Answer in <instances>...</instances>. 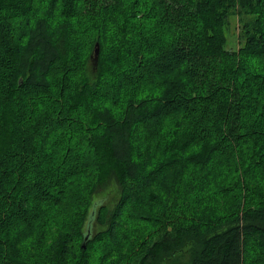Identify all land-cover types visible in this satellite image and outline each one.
Instances as JSON below:
<instances>
[{"label": "trees", "instance_id": "16d2710c", "mask_svg": "<svg viewBox=\"0 0 264 264\" xmlns=\"http://www.w3.org/2000/svg\"><path fill=\"white\" fill-rule=\"evenodd\" d=\"M0 264H264V0H0Z\"/></svg>", "mask_w": 264, "mask_h": 264}, {"label": "water", "instance_id": "95a60500", "mask_svg": "<svg viewBox=\"0 0 264 264\" xmlns=\"http://www.w3.org/2000/svg\"><path fill=\"white\" fill-rule=\"evenodd\" d=\"M98 56H99V46L97 45L93 53V58L95 59V61H97Z\"/></svg>", "mask_w": 264, "mask_h": 264}, {"label": "rangeland", "instance_id": "374dc122", "mask_svg": "<svg viewBox=\"0 0 264 264\" xmlns=\"http://www.w3.org/2000/svg\"><path fill=\"white\" fill-rule=\"evenodd\" d=\"M233 23H234V21H233ZM231 30H233V28ZM231 43H232L233 46H236L237 45V43H236V37L234 35L231 36Z\"/></svg>", "mask_w": 264, "mask_h": 264}]
</instances>
